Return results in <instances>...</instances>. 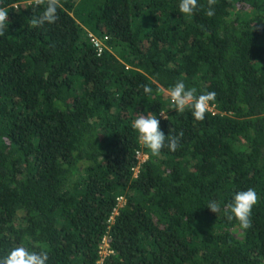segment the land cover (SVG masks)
Returning a JSON list of instances; mask_svg holds the SVG:
<instances>
[{
    "label": "trees",
    "instance_id": "trees-1",
    "mask_svg": "<svg viewBox=\"0 0 264 264\" xmlns=\"http://www.w3.org/2000/svg\"><path fill=\"white\" fill-rule=\"evenodd\" d=\"M28 1L0 0V259L22 245L47 264H264V0H217L212 17L207 0L191 17L180 0H61L42 27ZM179 80L215 92L204 120L170 107ZM137 112L182 131L178 149L144 148ZM248 188L242 230L224 207Z\"/></svg>",
    "mask_w": 264,
    "mask_h": 264
},
{
    "label": "clouds",
    "instance_id": "clouds-1",
    "mask_svg": "<svg viewBox=\"0 0 264 264\" xmlns=\"http://www.w3.org/2000/svg\"><path fill=\"white\" fill-rule=\"evenodd\" d=\"M35 6L46 5L44 11L39 16H34L31 19L33 27H42L46 23H55L58 19L57 9L62 7L61 0H32ZM217 0H207L208 7L205 9V15L212 17L215 15ZM202 7L198 5V0H180L179 10L181 13L191 17L194 12ZM8 10L0 8V37L5 35L9 27ZM143 90L146 94L152 93V88L149 85H143ZM167 95L170 98V107L179 113H183L186 109L191 110L193 118L197 121H202L208 110L210 102L215 99V92H204L198 94L195 87H186L182 80L177 81L172 87L167 90ZM162 119H168L167 114L160 112ZM131 127L138 133V142L148 149L153 156H159L161 150L166 146L172 152H175L180 146V139L183 136L181 131L178 135H165L160 127V119L152 112L144 113L137 112L135 119L132 121ZM167 140V145L165 141ZM260 197L253 188L241 190L234 194L231 202L224 207V214L228 221L235 220L238 222L239 228L247 230L252 226V209L259 202ZM212 212L218 213L221 211L220 204L213 200L207 206ZM104 247L101 248L100 256ZM108 249V247H107ZM111 254L108 249L107 256ZM104 258L101 257L100 263ZM49 254L47 251H31L25 246H16L2 259L0 264H47Z\"/></svg>",
    "mask_w": 264,
    "mask_h": 264
},
{
    "label": "built area",
    "instance_id": "built-area-1",
    "mask_svg": "<svg viewBox=\"0 0 264 264\" xmlns=\"http://www.w3.org/2000/svg\"><path fill=\"white\" fill-rule=\"evenodd\" d=\"M22 3H29L28 0H21ZM92 43L94 45V47L96 48L97 52H98V55L100 56L102 53H103V50H104V46L101 42L93 39L92 40ZM148 160V156L143 154L142 152H139L137 154V165L136 167L134 168L133 172H134V177H138V174H139V170L141 168L142 165H144V163ZM118 201L121 203L124 202L123 198H120L118 199Z\"/></svg>",
    "mask_w": 264,
    "mask_h": 264
},
{
    "label": "rangeland",
    "instance_id": "rangeland-1",
    "mask_svg": "<svg viewBox=\"0 0 264 264\" xmlns=\"http://www.w3.org/2000/svg\"><path fill=\"white\" fill-rule=\"evenodd\" d=\"M107 254H108V249H107V247H104L102 250V253H101V257L104 258L105 256H107Z\"/></svg>",
    "mask_w": 264,
    "mask_h": 264
}]
</instances>
